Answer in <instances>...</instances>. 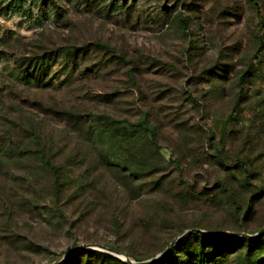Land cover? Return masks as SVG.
I'll return each mask as SVG.
<instances>
[{
	"label": "rangeland",
	"instance_id": "rangeland-1",
	"mask_svg": "<svg viewBox=\"0 0 264 264\" xmlns=\"http://www.w3.org/2000/svg\"><path fill=\"white\" fill-rule=\"evenodd\" d=\"M31 134L53 144L52 168L19 159ZM3 148L0 264H63L86 245L141 263L192 229L256 236L264 0H0ZM159 182L166 196L148 195ZM248 240L251 253L194 239L166 255L264 262V233Z\"/></svg>",
	"mask_w": 264,
	"mask_h": 264
},
{
	"label": "trees",
	"instance_id": "trees-1",
	"mask_svg": "<svg viewBox=\"0 0 264 264\" xmlns=\"http://www.w3.org/2000/svg\"><path fill=\"white\" fill-rule=\"evenodd\" d=\"M48 74H45V71H41V76H45L47 78ZM32 79V77H30ZM45 78V79H46ZM63 118L67 119L68 116L67 114H63L62 115ZM150 131H152L150 129ZM153 134V133H152ZM31 138L32 140L35 142V146H37V150L33 151V150H29L28 148H30V145L28 146V144H26L25 146L23 145V151L24 152H20L19 151V159H25V160H30V159H39V161L42 163V166L45 168H52L51 164L49 163L51 158V153L54 151L53 150V144H51L50 149L47 146H40L39 141L37 136H35L34 134H31ZM21 145V144H19ZM19 149V147L17 148ZM14 152V150H12V148H7V150H4V148L0 151V156L3 157V159H13V157H9L8 155L12 154ZM49 170V169H48ZM52 172V171H51ZM137 173H139V171H136ZM156 172V168H154V172ZM53 175H55L54 179L56 180V183L58 184L60 181V176L58 175V173H54ZM163 182H159L157 184L153 185V192L148 194V195H156V196H160V197H164L166 196V192H162L163 188ZM54 188V189H53ZM57 186L54 185L51 189L54 191V194L57 196L60 192L59 190H56ZM186 198V196H184ZM174 201L179 202L181 200H183V196L181 194H175V196L173 197ZM159 200V198L157 199ZM158 207L160 209H163V202L162 204L159 202H157ZM140 227V230H147V228L151 225L146 226V224H143V222H141V224H138ZM194 239H201L202 242H226L228 244H238L241 243L243 244V247H245V249L247 251H249V253L253 252L252 250V246L255 245L257 242L254 240H248V239H234V238H230V237H225V236H214V237H208V236H200L197 234H193L188 236L187 238L181 240L179 243H186L189 242L190 240H194ZM122 253V252H120ZM172 253L170 252L168 255L162 257L160 260L152 263V264H183L180 260L178 259H173L175 258L174 256L171 255ZM128 258H131L133 260L136 261V263H139L140 261L138 259H134L132 256H129L128 254H125ZM92 260H100L103 261L105 263H113V264H125L117 259H114L106 254H101V253H97V252H93V251H83L82 253H80L79 255H74V257L69 258V260H67L66 262H64L63 264H90ZM98 262H93L92 264H96ZM100 264V263H99ZM193 264H209L208 258L205 254H198V256L196 257L195 261L193 262ZM243 264V263H242ZM244 264H255L253 262V260H248V263H244ZM256 264H264V262H258Z\"/></svg>",
	"mask_w": 264,
	"mask_h": 264
},
{
	"label": "water",
	"instance_id": "water-1",
	"mask_svg": "<svg viewBox=\"0 0 264 264\" xmlns=\"http://www.w3.org/2000/svg\"><path fill=\"white\" fill-rule=\"evenodd\" d=\"M263 233H264V230H262L261 232H259L258 234H256V236H254V237H249V236H245V237L248 238V239H252V238L261 236ZM193 234H202V235H208V236L215 235V234L203 233V232H200V231L194 230V229L185 231V232H183L182 234H180L179 236H177L175 238V240L171 243V245L168 247V249L164 253L156 256L155 258H153L151 260H148V261H145V262H141V263H135L134 261L130 260L129 258H127L123 254H119V253L114 252V251H112L110 249H106V248H102V247H97V246H94V245L82 246L80 249L76 250V254L75 255H79L83 251H103V252H106V253L112 255L115 258L120 259L125 264H152V263L160 260L162 257H164L169 252V250L173 246H175V244H177L181 240H183V239H185L188 236L193 235Z\"/></svg>",
	"mask_w": 264,
	"mask_h": 264
}]
</instances>
